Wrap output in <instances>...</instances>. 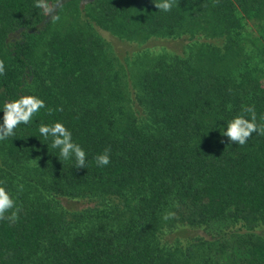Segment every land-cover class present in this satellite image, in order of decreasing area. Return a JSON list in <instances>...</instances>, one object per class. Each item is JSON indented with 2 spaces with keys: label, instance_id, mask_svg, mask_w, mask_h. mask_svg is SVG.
Here are the masks:
<instances>
[{
  "label": "trees",
  "instance_id": "obj_1",
  "mask_svg": "<svg viewBox=\"0 0 264 264\" xmlns=\"http://www.w3.org/2000/svg\"><path fill=\"white\" fill-rule=\"evenodd\" d=\"M35 2L0 0V123L20 96L46 105L0 140L20 208L0 264H264V136L222 135L250 106L264 124V0ZM55 122L85 168L39 133Z\"/></svg>",
  "mask_w": 264,
  "mask_h": 264
},
{
  "label": "clouds",
  "instance_id": "obj_2",
  "mask_svg": "<svg viewBox=\"0 0 264 264\" xmlns=\"http://www.w3.org/2000/svg\"><path fill=\"white\" fill-rule=\"evenodd\" d=\"M154 5L158 10L169 12L173 7V0H161V2L154 3ZM34 6L45 10L48 8L46 0H36ZM4 72V61L0 60V75H3ZM45 107V102L33 95H23L18 99L5 102L2 109V123H0V140L13 136L15 134L14 130L20 124H29L33 116ZM51 111L49 109V113ZM57 111H62V108L57 109ZM243 111L250 113L251 119L246 118L245 115H237L226 123V130L222 134L224 137H227L230 143H235L240 146L245 145L253 133L264 136V124H257L254 107H247ZM38 130L45 139L52 138L51 147L59 149L60 157L64 160L74 157L76 168H85L86 152L79 144L73 142L71 131L63 123L55 122L51 125L41 124ZM221 142L223 143V141ZM95 160L100 167L109 165L110 149H105L102 154L95 157ZM19 211L20 208L16 207L15 200L5 187L0 186V220L6 218V213L11 212V215L7 219L14 222L18 219ZM174 215V213L169 212L163 218L168 220Z\"/></svg>",
  "mask_w": 264,
  "mask_h": 264
},
{
  "label": "rangeland",
  "instance_id": "obj_3",
  "mask_svg": "<svg viewBox=\"0 0 264 264\" xmlns=\"http://www.w3.org/2000/svg\"><path fill=\"white\" fill-rule=\"evenodd\" d=\"M101 33L103 34L104 37H106V39H108L109 41H111L112 36H110L108 33L104 32V31H101ZM113 42L116 45V47H123L122 45L121 46H118L119 43H117L115 41H113ZM149 44H163V43L160 40H158V41H150Z\"/></svg>",
  "mask_w": 264,
  "mask_h": 264
}]
</instances>
